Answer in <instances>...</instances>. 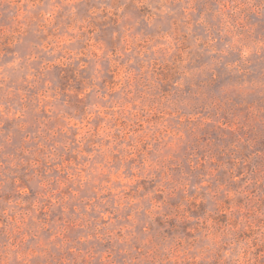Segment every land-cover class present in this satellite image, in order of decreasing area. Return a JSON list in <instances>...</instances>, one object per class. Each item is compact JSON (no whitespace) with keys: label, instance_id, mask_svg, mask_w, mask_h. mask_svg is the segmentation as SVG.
Wrapping results in <instances>:
<instances>
[{"label":"rangeland","instance_id":"1","mask_svg":"<svg viewBox=\"0 0 264 264\" xmlns=\"http://www.w3.org/2000/svg\"><path fill=\"white\" fill-rule=\"evenodd\" d=\"M0 264H264V0H0Z\"/></svg>","mask_w":264,"mask_h":264}]
</instances>
